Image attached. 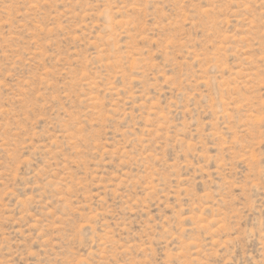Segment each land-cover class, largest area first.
Segmentation results:
<instances>
[{
	"label": "rangeland",
	"instance_id": "1",
	"mask_svg": "<svg viewBox=\"0 0 264 264\" xmlns=\"http://www.w3.org/2000/svg\"><path fill=\"white\" fill-rule=\"evenodd\" d=\"M0 264H264V0H0Z\"/></svg>",
	"mask_w": 264,
	"mask_h": 264
}]
</instances>
